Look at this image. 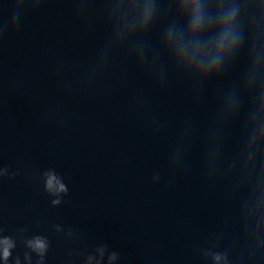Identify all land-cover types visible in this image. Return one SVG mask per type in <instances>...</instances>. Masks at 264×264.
Segmentation results:
<instances>
[{
  "label": "clouds",
  "instance_id": "obj_1",
  "mask_svg": "<svg viewBox=\"0 0 264 264\" xmlns=\"http://www.w3.org/2000/svg\"><path fill=\"white\" fill-rule=\"evenodd\" d=\"M53 179L54 178H50L49 179V181H48V187H49V189L51 190L52 189V187H53ZM59 190H63V185H60L59 186ZM37 248H43V244L41 243V242H39V241H37V243H36V245H35ZM8 255V253H7V250H5V257Z\"/></svg>",
  "mask_w": 264,
  "mask_h": 264
}]
</instances>
